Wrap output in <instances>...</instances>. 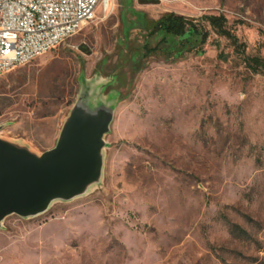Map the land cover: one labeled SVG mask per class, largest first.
Returning <instances> with one entry per match:
<instances>
[{
	"label": "rangeland",
	"instance_id": "obj_1",
	"mask_svg": "<svg viewBox=\"0 0 264 264\" xmlns=\"http://www.w3.org/2000/svg\"><path fill=\"white\" fill-rule=\"evenodd\" d=\"M173 13L205 41L126 67L134 18ZM223 16L239 43L202 22ZM264 0H105L82 31L0 78V138L54 149L81 94L115 107L100 184L8 217L0 264H264Z\"/></svg>",
	"mask_w": 264,
	"mask_h": 264
},
{
	"label": "water",
	"instance_id": "obj_2",
	"mask_svg": "<svg viewBox=\"0 0 264 264\" xmlns=\"http://www.w3.org/2000/svg\"><path fill=\"white\" fill-rule=\"evenodd\" d=\"M114 114V106L94 104L84 91L54 149L37 155L0 138V227L14 215L23 219L41 216L55 202L73 201L100 184L105 138Z\"/></svg>",
	"mask_w": 264,
	"mask_h": 264
},
{
	"label": "built area",
	"instance_id": "obj_3",
	"mask_svg": "<svg viewBox=\"0 0 264 264\" xmlns=\"http://www.w3.org/2000/svg\"><path fill=\"white\" fill-rule=\"evenodd\" d=\"M105 0H0V78L78 35Z\"/></svg>",
	"mask_w": 264,
	"mask_h": 264
},
{
	"label": "trees",
	"instance_id": "obj_4",
	"mask_svg": "<svg viewBox=\"0 0 264 264\" xmlns=\"http://www.w3.org/2000/svg\"><path fill=\"white\" fill-rule=\"evenodd\" d=\"M128 15H134V20L127 22V32L139 29L145 33L146 40L140 47H126V67L130 74L138 73L144 61L151 56L163 58L165 62L177 61L189 47H197L206 39L196 22L173 13L166 14L158 21H152L132 9L128 10ZM202 22L207 23L219 37L238 45V39L229 30L227 20L223 16L206 17ZM245 64L252 73L264 75V63L260 59L245 58Z\"/></svg>",
	"mask_w": 264,
	"mask_h": 264
}]
</instances>
